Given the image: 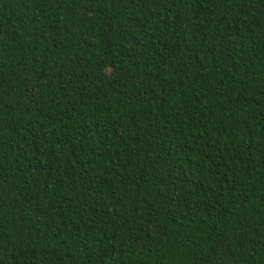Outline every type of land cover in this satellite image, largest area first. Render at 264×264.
I'll list each match as a JSON object with an SVG mask.
<instances>
[{
    "label": "trees",
    "instance_id": "16d2710c",
    "mask_svg": "<svg viewBox=\"0 0 264 264\" xmlns=\"http://www.w3.org/2000/svg\"><path fill=\"white\" fill-rule=\"evenodd\" d=\"M0 264H264V0H0Z\"/></svg>",
    "mask_w": 264,
    "mask_h": 264
}]
</instances>
